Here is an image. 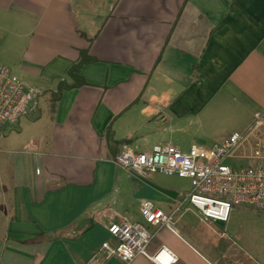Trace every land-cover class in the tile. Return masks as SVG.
<instances>
[{
	"label": "crops",
	"instance_id": "crops-1",
	"mask_svg": "<svg viewBox=\"0 0 264 264\" xmlns=\"http://www.w3.org/2000/svg\"><path fill=\"white\" fill-rule=\"evenodd\" d=\"M0 42V61L42 90L0 131V264H85L120 222L141 224L147 252L167 247L172 264H264L223 233L200 238L186 203L174 231L146 222L142 200L171 213L190 180L141 179L113 161L124 147H211L252 123L264 110V0H0ZM227 121L241 129L213 143L189 129ZM188 132L182 148L173 133Z\"/></svg>",
	"mask_w": 264,
	"mask_h": 264
},
{
	"label": "built area",
	"instance_id": "built-area-1",
	"mask_svg": "<svg viewBox=\"0 0 264 264\" xmlns=\"http://www.w3.org/2000/svg\"><path fill=\"white\" fill-rule=\"evenodd\" d=\"M42 90L25 84L7 66L0 65V129L14 124L37 108ZM227 159L248 160L246 166L233 167ZM127 173L145 178L152 173L187 178L191 190L173 212L165 213L150 200H142L140 213L150 224L174 231L175 213L186 203L204 220L226 223L235 206L264 213V110L253 114L252 123L244 130L231 133L211 147L192 145L187 151L170 143H160L148 151L124 147L113 159ZM114 244L103 242L85 264H103L112 257L124 264L144 256L157 264H172L175 254L167 247L150 255L147 246L151 234L139 223H113L108 227ZM162 255L166 260H160Z\"/></svg>",
	"mask_w": 264,
	"mask_h": 264
},
{
	"label": "rangeland",
	"instance_id": "rangeland-1",
	"mask_svg": "<svg viewBox=\"0 0 264 264\" xmlns=\"http://www.w3.org/2000/svg\"><path fill=\"white\" fill-rule=\"evenodd\" d=\"M1 43V42H0ZM0 65H6L0 61ZM8 66V65H6ZM12 124H5L1 127V130H5L11 127ZM175 128L179 126H188L187 121L183 120L179 125L175 124ZM189 129L194 132V136L197 143H213L223 135L232 132V130L241 129L238 124L227 121L219 124H203L198 126L197 122L190 123ZM168 128V127H166ZM178 130V129H177ZM176 132V131H175ZM177 143L182 148H187L192 142L188 132L185 136H181L180 133H173ZM220 141V140H219ZM222 142V141H221ZM220 142V143H221ZM226 163L231 164L233 167L246 166L251 162L248 160H234L227 159ZM195 233L205 240L214 242L218 240L219 233H223L226 238L234 242L239 248L246 253L264 252V213L246 207H235L232 209L228 222L223 226L211 223L204 220L199 214L190 216Z\"/></svg>",
	"mask_w": 264,
	"mask_h": 264
},
{
	"label": "trees",
	"instance_id": "trees-1",
	"mask_svg": "<svg viewBox=\"0 0 264 264\" xmlns=\"http://www.w3.org/2000/svg\"><path fill=\"white\" fill-rule=\"evenodd\" d=\"M83 61H85V60H84V59L81 60L78 64L74 65V66L71 68V70H70V75L74 78V80H75V85L80 84V78H78V76H77V72H78L80 66L82 65ZM65 87H66V86H65ZM61 88H62V86L60 87V89H61ZM60 89H59V91H60ZM59 91H58V92H59ZM58 92H57V94H58ZM55 99H57V95H55Z\"/></svg>",
	"mask_w": 264,
	"mask_h": 264
},
{
	"label": "water",
	"instance_id": "water-1",
	"mask_svg": "<svg viewBox=\"0 0 264 264\" xmlns=\"http://www.w3.org/2000/svg\"><path fill=\"white\" fill-rule=\"evenodd\" d=\"M217 224L220 225V226H223L224 223L221 222V221H218Z\"/></svg>",
	"mask_w": 264,
	"mask_h": 264
},
{
	"label": "bare ground",
	"instance_id": "bare-ground-1",
	"mask_svg": "<svg viewBox=\"0 0 264 264\" xmlns=\"http://www.w3.org/2000/svg\"><path fill=\"white\" fill-rule=\"evenodd\" d=\"M160 260H162V261H165V260H166V258L164 257V258L162 259V257H160Z\"/></svg>",
	"mask_w": 264,
	"mask_h": 264
}]
</instances>
